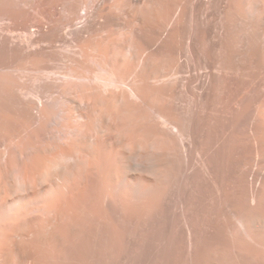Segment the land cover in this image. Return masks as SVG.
Returning a JSON list of instances; mask_svg holds the SVG:
<instances>
[{
	"label": "bare ground",
	"instance_id": "6f19581e",
	"mask_svg": "<svg viewBox=\"0 0 264 264\" xmlns=\"http://www.w3.org/2000/svg\"><path fill=\"white\" fill-rule=\"evenodd\" d=\"M0 264H264V0H0Z\"/></svg>",
	"mask_w": 264,
	"mask_h": 264
}]
</instances>
